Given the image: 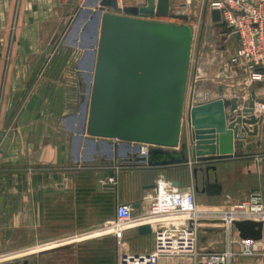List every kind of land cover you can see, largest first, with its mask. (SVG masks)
Wrapping results in <instances>:
<instances>
[{
  "label": "crops",
  "instance_id": "crops-1",
  "mask_svg": "<svg viewBox=\"0 0 264 264\" xmlns=\"http://www.w3.org/2000/svg\"><path fill=\"white\" fill-rule=\"evenodd\" d=\"M78 1L0 0V145L3 147L0 162V264L10 262L8 259L14 256L15 251L26 253L45 245L51 246L55 241L62 243L63 237L53 236L59 232L69 234L75 231L73 226L79 218L76 192L83 180L94 182L99 196L114 193L115 206L117 202L128 200V192L135 190L138 195L132 202H139L143 209L148 203L142 195L154 193L159 180L166 179L172 183L179 181L180 187L189 186L191 180H195L193 165L164 166L161 165L164 159L161 155L152 158V165L148 162L137 163L134 157L130 159L128 156V153L133 155L129 146L120 147L112 159L106 146L91 140L92 137L87 133H78L79 100L83 93L79 96L76 94L73 101L69 92L62 96L59 91L61 105L73 103V107L75 104L79 106L77 110L72 107L59 114L57 125L42 117L45 97H51L57 88L42 80L47 45L54 36L60 45L71 46L72 50L80 52L75 69L81 77L78 80L80 87H87H84L85 76L82 72L84 51L75 42L80 33L76 28L73 32L71 30ZM232 36L236 39L234 45L222 50L219 55H226L227 62L239 44L238 38ZM227 62L219 66L211 65L209 80L202 73L203 69H208L200 67L202 64L196 60L191 84L188 83L190 96L185 101L184 125L187 105L192 101L193 93L194 103L218 97L232 100L236 96H241V102H246L253 90L258 98L264 99V80L252 81L242 65L233 63L228 68ZM62 66L63 63L60 66L50 64L45 70L50 72ZM262 105L257 103V114L264 112ZM242 149L248 155L217 163L215 172L211 171V180L217 178L222 191L210 194L196 191L199 205L216 209L239 202L253 191L264 194V129L262 139L250 135ZM118 165L119 171L116 169ZM116 174L119 182L113 189L99 187V181ZM205 174V171L198 172L201 189L206 184ZM129 176L136 186L125 182ZM83 217L86 220L82 225L91 223L89 210ZM82 228L78 227V230L85 229ZM204 229L206 231L201 235L202 242L214 246L213 233L217 229ZM48 234L51 235L43 242V236ZM232 235L234 238L240 236L237 228H234ZM78 243L79 249H90L86 264H117L118 252L114 240L98 237ZM69 245L68 242L61 247ZM231 248L237 252L240 246L235 243ZM50 250H55V247ZM26 256L23 255L20 263L30 264L36 260L38 263L43 260L40 253L34 259ZM159 264L193 263L191 259L182 256H169L162 257ZM232 264L262 263L257 258L238 254Z\"/></svg>",
  "mask_w": 264,
  "mask_h": 264
},
{
  "label": "water",
  "instance_id": "water-1",
  "mask_svg": "<svg viewBox=\"0 0 264 264\" xmlns=\"http://www.w3.org/2000/svg\"><path fill=\"white\" fill-rule=\"evenodd\" d=\"M84 4L75 26L80 37L75 42L84 51L82 60L92 55V65L82 67L87 87L81 95L77 132L106 146L112 159L120 147L129 146L133 155L128 156L137 163L152 165V158L161 155L164 166L193 165L195 190L220 193L222 185L217 178L211 180V171L220 161L248 155L242 146L250 135L262 139L264 112L257 114V103L264 105V99L253 90L246 102H241V96L192 102L184 132L194 32L188 23L158 18L188 20L189 16L173 12L171 0H146L126 7H120L118 0H84ZM106 6L115 12H103ZM210 15L214 22L227 26L220 9H210ZM88 34L91 41L86 43ZM143 144L151 145L147 153L142 152ZM199 171L206 173L202 189ZM173 184L180 187L179 181ZM99 187L113 189L115 185L101 180ZM133 205L137 208L140 203ZM234 224L241 237L262 238L263 221L242 219ZM136 229L141 235L153 232L151 223Z\"/></svg>",
  "mask_w": 264,
  "mask_h": 264
},
{
  "label": "built area",
  "instance_id": "built-area-1",
  "mask_svg": "<svg viewBox=\"0 0 264 264\" xmlns=\"http://www.w3.org/2000/svg\"><path fill=\"white\" fill-rule=\"evenodd\" d=\"M171 1L173 12L189 15L186 9L188 0ZM145 3L146 0H118L120 7ZM209 7L220 9L222 20L239 41L236 52L230 56L228 62L226 61L227 67L239 63L246 69L248 78L252 81L264 80V0H210ZM73 51L78 60L80 52L77 49ZM193 94L192 101L187 105L185 127H188L189 123L188 112L194 102ZM150 146L143 144L142 152L147 153ZM116 169L119 171L120 166H116ZM102 181L116 186L119 178L117 174L110 175ZM143 198L148 204L140 215H134L133 202H118L115 218L108 220L102 227L104 231L111 230L118 239L120 250L117 264H159L162 257L169 256H187L193 264H232L238 254L257 258L264 264V225L261 239L241 236L232 238L236 228L235 220L253 219L264 223L263 192L253 191L239 202L204 210L200 208L192 184L188 189H184L170 180L161 179L157 183L156 191L144 195ZM208 216L221 220L230 235V242L239 244V251L235 252L231 246L223 250L200 247L201 223ZM143 223L152 224L155 235L153 249L142 252L123 250L124 229Z\"/></svg>",
  "mask_w": 264,
  "mask_h": 264
},
{
  "label": "rangeland",
  "instance_id": "rangeland-1",
  "mask_svg": "<svg viewBox=\"0 0 264 264\" xmlns=\"http://www.w3.org/2000/svg\"><path fill=\"white\" fill-rule=\"evenodd\" d=\"M210 0H188L186 3L187 13L189 14L188 20L182 18H171V17H160L158 19L166 20V21H174L177 23H188L193 28V46H192V55H191V65H190V73L188 78V83L191 84L194 72V64L196 60L200 62V67H206L208 70L203 69L205 76L210 80V76L212 73L211 65L219 66L223 65L227 60L226 55H220L222 50H226L228 47H232L236 42V39L233 34H231V30L228 29L227 26H222L216 22H214L210 15ZM85 7L84 0H79L75 4V22L74 28L77 24L78 19L81 14L83 15V8ZM208 8V15L205 17L206 9ZM103 12H115L112 7L106 6L103 8ZM124 13V12H122ZM157 18V17H155ZM77 28V27H76ZM48 52L45 56V61L43 63L44 71L42 72V80L46 83H51L56 85L55 93L50 97L46 96L44 101V106L42 109V117L49 122H52L57 125L59 123L58 115L67 111L69 108H72L73 103L71 104H60V94L59 91L62 92V96L66 95L69 92V96H71L72 100L76 99V94L85 93V89L81 88L78 80L81 79L80 75H78L77 70L75 69L76 63H78L76 53L72 50L71 46H67L65 44L61 45L58 43L57 37H53L51 41L48 43ZM68 48H65V47ZM79 47V46H78ZM80 48V47H79ZM81 49V48H80ZM226 54V53H225ZM45 55V54H44ZM224 60V61H221ZM63 63V66L58 70H53L47 72L45 69L50 67V64H55V66H60ZM206 70V71H205ZM59 71V72H58ZM58 72V73H57ZM53 80V81H51ZM45 83V84H46ZM87 85V80L84 78V87ZM190 96V86L187 84L186 97L187 99ZM78 102V100L76 101ZM79 103L81 101L79 100ZM80 105V104H79ZM78 104L73 107L74 110L78 109ZM77 106V107H76ZM80 110V107H79ZM185 125L183 123V131L185 132ZM0 162L3 154V147L0 145ZM125 182L128 184L135 185L134 180L131 176L125 178ZM191 184H194V180H191ZM95 183L90 182L89 179L83 180L81 185L78 187L76 192V205L78 209L76 210L79 218L75 220V231L70 232L69 234L59 232L58 235L53 236V238H61V242H57L55 244H51V246H43L41 249L36 248L32 251L26 253H20L19 251H15L14 256H10L8 260L10 262H6V264H22L20 260L23 258V255H27L26 257H32L34 259L35 255L38 253L41 254L43 260L37 263V260L30 264H86L88 262V251L89 248H80L78 241H82L85 239H92L98 237H105V239H111L116 242L117 252L119 256V243L117 237L111 230L104 231L102 228L106 225L108 220L115 218V209L117 207V203L115 206V194L107 193L98 195L95 189ZM196 192V191H195ZM137 191L131 190L128 192L129 201H120V202H132L135 198H137ZM197 195V194H196ZM144 194L142 195V197ZM141 197V198H142ZM198 197V195H197ZM198 199V198H197ZM138 201V200H137ZM140 201V200H139ZM199 202V199H198ZM85 205V206H84ZM88 206V208H87ZM201 209H210L207 207H203L200 205ZM219 208V207H218ZM217 209V208H216ZM90 211L91 215V223L82 225L86 218L83 217V214L86 211ZM143 206L134 209V215L138 216L142 212H144ZM86 216V214H85ZM214 216H208L202 220L200 227V247L212 250H223L228 246H233L235 242H230V235L221 222L220 219L213 218ZM210 225V226H209ZM84 227L83 231L78 230V227ZM89 226V227H88ZM205 227H213L217 230L214 231V239L215 244L205 245V243L201 240V235L205 233ZM102 231V232H101ZM122 238V249L125 251L131 252H142L145 249H153L155 242L154 233L140 235L136 229V226L130 225L126 229H124ZM51 234L44 235L43 238L46 242L48 236ZM234 238V237H232ZM57 240V239H54ZM68 240V241H67ZM50 242V241H49ZM70 243L68 247H61V245ZM58 243V244H57ZM153 244V245H152ZM58 246V247H57ZM55 247V250H50ZM17 250V249H16ZM234 250V249H233ZM240 250V249H239ZM235 251V250H234ZM12 252V251H10ZM242 256V255H241ZM182 258L190 259L187 256H182ZM118 263V258H117ZM29 264V263H28Z\"/></svg>",
  "mask_w": 264,
  "mask_h": 264
},
{
  "label": "flooded vegetation",
  "instance_id": "flooded-vegetation-1",
  "mask_svg": "<svg viewBox=\"0 0 264 264\" xmlns=\"http://www.w3.org/2000/svg\"><path fill=\"white\" fill-rule=\"evenodd\" d=\"M86 43L87 42H90L91 41V36H90V34H88V35H86ZM87 58V59H86ZM84 65L85 66H90V65H92V55L91 54H88L85 58H84ZM86 61V62H85ZM195 185H196V183L194 182V184H193V186H194V189H195ZM198 185H199V187H200V183H199V181H198ZM196 191V190H195Z\"/></svg>",
  "mask_w": 264,
  "mask_h": 264
},
{
  "label": "bare ground",
  "instance_id": "bare-ground-1",
  "mask_svg": "<svg viewBox=\"0 0 264 264\" xmlns=\"http://www.w3.org/2000/svg\"><path fill=\"white\" fill-rule=\"evenodd\" d=\"M93 6V5H92ZM80 17V16H79ZM80 19V18H79ZM87 59V58H86ZM86 62V61H85ZM84 66V65H83ZM82 67V66H81ZM79 121V120H78ZM70 124V123H69ZM157 220H159V219H157ZM210 226V225H209Z\"/></svg>",
  "mask_w": 264,
  "mask_h": 264
},
{
  "label": "trees",
  "instance_id": "trees-1",
  "mask_svg": "<svg viewBox=\"0 0 264 264\" xmlns=\"http://www.w3.org/2000/svg\"><path fill=\"white\" fill-rule=\"evenodd\" d=\"M141 235V234H140Z\"/></svg>",
  "mask_w": 264,
  "mask_h": 264
}]
</instances>
